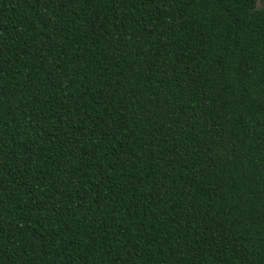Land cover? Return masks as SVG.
Instances as JSON below:
<instances>
[{"label": "trees", "instance_id": "16d2710c", "mask_svg": "<svg viewBox=\"0 0 264 264\" xmlns=\"http://www.w3.org/2000/svg\"><path fill=\"white\" fill-rule=\"evenodd\" d=\"M258 0H0V264H264Z\"/></svg>", "mask_w": 264, "mask_h": 264}, {"label": "rangeland", "instance_id": "374dc122", "mask_svg": "<svg viewBox=\"0 0 264 264\" xmlns=\"http://www.w3.org/2000/svg\"><path fill=\"white\" fill-rule=\"evenodd\" d=\"M256 7L259 8V9L264 7V6H262V0H258Z\"/></svg>", "mask_w": 264, "mask_h": 264}, {"label": "snow or ice", "instance_id": "6c2138e0", "mask_svg": "<svg viewBox=\"0 0 264 264\" xmlns=\"http://www.w3.org/2000/svg\"><path fill=\"white\" fill-rule=\"evenodd\" d=\"M262 6H264V0H262Z\"/></svg>", "mask_w": 264, "mask_h": 264}]
</instances>
